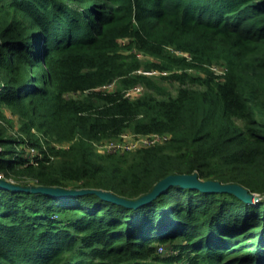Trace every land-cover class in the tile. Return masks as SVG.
Here are the masks:
<instances>
[{
  "label": "trees",
  "instance_id": "16d2710c",
  "mask_svg": "<svg viewBox=\"0 0 264 264\" xmlns=\"http://www.w3.org/2000/svg\"><path fill=\"white\" fill-rule=\"evenodd\" d=\"M125 131L169 138L97 149ZM179 173L261 198L0 188V264H264V0H0L3 179L136 199Z\"/></svg>",
  "mask_w": 264,
  "mask_h": 264
},
{
  "label": "water",
  "instance_id": "95a60500",
  "mask_svg": "<svg viewBox=\"0 0 264 264\" xmlns=\"http://www.w3.org/2000/svg\"><path fill=\"white\" fill-rule=\"evenodd\" d=\"M170 186H180L183 188H195L203 192H219L234 194L244 202L250 204L257 202L261 197L250 193L244 186L237 183H221L217 180H201L196 173L170 174L159 180L148 193L136 199H127L121 197L112 191L103 189H70L54 186H20L6 179H0V188L12 189L15 191H26L32 193H42L60 198H70L86 193H94L101 198L126 206L128 208H137L145 203L150 202L160 193Z\"/></svg>",
  "mask_w": 264,
  "mask_h": 264
},
{
  "label": "built area",
  "instance_id": "2783aa9c",
  "mask_svg": "<svg viewBox=\"0 0 264 264\" xmlns=\"http://www.w3.org/2000/svg\"><path fill=\"white\" fill-rule=\"evenodd\" d=\"M132 88L133 89L131 90V93L129 92L131 88L127 91L126 93L127 96H130L133 91L139 90V87H137V85ZM168 138L169 135L167 133L135 134L132 132H128V133L123 132L120 134L118 139L110 141L111 144L109 145L108 150H103V151H119V152L130 151V150H135L137 148L148 147L151 145L162 143L166 141ZM97 147L99 149L102 148L101 143L98 144ZM31 154L34 155L35 152L31 150ZM0 179H3L1 174H0ZM158 250L162 251L163 248L160 246Z\"/></svg>",
  "mask_w": 264,
  "mask_h": 264
},
{
  "label": "rangeland",
  "instance_id": "374dc122",
  "mask_svg": "<svg viewBox=\"0 0 264 264\" xmlns=\"http://www.w3.org/2000/svg\"><path fill=\"white\" fill-rule=\"evenodd\" d=\"M125 41V40H124ZM122 42H123V40H122ZM138 57L140 58V59H146V58H148V56H146V55H144V54H142V53H138ZM213 70H215L217 73H220V72H222V67H220L219 65H216V66H213V68H212ZM140 71L141 72H147L146 74H159V72L158 71H145V70H142V69H140ZM114 83H112V84H108V85H104V86H102L101 88L102 89H111V88H114ZM137 87H139V90L138 91H133L132 92V94L130 95V97L132 96V97H135V96H137V95H140L141 93H143V91H144V87L143 86H141V85H137ZM141 87H142V89H141ZM133 88H131L130 90H129V92L131 93V90H132ZM3 114L5 115V117L7 118V119H9L10 120V122H11V124H12V126H13V128L14 129H12V127H9L10 128V131L11 132H13L15 129H17V126H18V121H17V117H16V115H13L12 113H11V111L9 110V109H7V108H4L3 109ZM128 132H131V131H125V133H128ZM110 141H113V140H108V141H103V142H101V145H102V148H98L97 147V149L98 150H100V151H103V150H108L109 149V145L111 144V142ZM162 251H164V249L162 250ZM176 252V251H175Z\"/></svg>",
  "mask_w": 264,
  "mask_h": 264
}]
</instances>
